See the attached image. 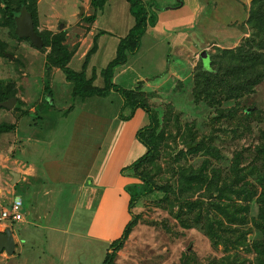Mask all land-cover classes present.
Masks as SVG:
<instances>
[{"label": "crops", "instance_id": "0c3cea01", "mask_svg": "<svg viewBox=\"0 0 264 264\" xmlns=\"http://www.w3.org/2000/svg\"><path fill=\"white\" fill-rule=\"evenodd\" d=\"M120 1L113 0L110 6L114 11L123 8L129 17L109 21L110 30L97 37L90 30L91 36L78 42L66 64V69L74 72L84 67L86 79H92V85L98 88L104 87V70L115 58L120 40L134 25L130 4ZM143 1L155 22L147 26L126 62L114 68L112 83L136 88L147 96L153 87H162L171 77L184 78L186 68H192L195 62L185 59L190 55L184 57L181 51L194 50L199 55L218 36L210 32L211 28L238 24L236 8L247 18L248 0ZM55 4L65 6L64 0ZM143 41L146 47L141 48ZM165 41L168 44L161 45ZM46 69L48 87H38L37 96L31 90L25 99L16 97L13 105L21 107L20 117L9 131L12 143L0 152V209L8 207L13 199L20 201L24 218L17 222L20 227L16 230L11 225L20 250L40 230L47 229L45 251L57 254H48L39 264H83L81 253L91 251L95 244L100 245V251L92 264H99L106 247L121 236L130 220L127 188L139 179L127 167L146 152L137 132L149 124V115L136 108L128 117L123 111V98L115 90L104 96L74 98L73 83L66 73L59 67ZM41 105L45 106L43 110ZM30 113L40 118L27 120L25 115ZM6 227L7 222L0 223V232ZM70 253L78 256L73 258ZM8 258L5 252L0 253V264Z\"/></svg>", "mask_w": 264, "mask_h": 264}, {"label": "rangeland", "instance_id": "374dc122", "mask_svg": "<svg viewBox=\"0 0 264 264\" xmlns=\"http://www.w3.org/2000/svg\"><path fill=\"white\" fill-rule=\"evenodd\" d=\"M106 2L102 10L94 9L90 0H64V7L55 4L57 0H36L37 30L54 33L64 30V43L72 52L83 37L91 36L90 30L97 37L110 30L107 23L116 17L124 18L127 15L121 6L122 9L113 10V6H110L113 0H105ZM250 2L251 0L247 1V10ZM158 6L162 8L159 4ZM93 13L94 18L90 19ZM243 14V11L236 8L237 25L210 29L211 33L218 36L205 49L209 59L210 56H217L219 48L233 49L252 37V30L244 24ZM175 15L180 18L183 16L180 12H175ZM0 44V88L3 91H12L15 93L14 97L19 99L21 96L25 99L31 90L37 96L38 87H48L44 56L49 48L42 51L28 40L13 38L11 28L1 18ZM166 44L168 42L165 41L161 45ZM142 47H146L145 41L142 42ZM200 47L201 45L198 46L199 50ZM193 51H181L184 57L186 54L190 55L185 59L191 61L193 58L195 62L192 68H186L187 75L184 78L171 77L162 87H153L148 92L149 96L144 95L147 106L157 119L158 140L155 155L141 170L158 186V190L141 197L132 208L136 221L130 233L120 248L113 250L108 245L101 262L109 255V264H264V255L259 256L250 245L256 240L261 242L263 238L261 230L251 224L260 219L263 207L261 200H264V75L258 83L237 96H229L224 88L219 93L198 96L194 75L202 69V63L199 55H195ZM9 53L12 58L8 56ZM20 108H0V124L13 125L14 120L20 117ZM44 108L45 106L41 110ZM246 108L250 112H246ZM25 116L27 120L40 118H35L31 113ZM41 121L46 122L48 119ZM66 129L63 127L64 131ZM11 139L9 132H0V152L6 151L8 144L12 143ZM179 151L181 156L176 159ZM200 167L206 176L213 174L220 179L208 185L202 182L205 189L195 188L196 185L194 188L184 187L182 194H178L181 195L178 196L181 198L180 202L175 195L179 186V173L183 170L187 173L191 168ZM238 170L242 175L238 188L247 183L246 198L244 193L239 192L237 195L224 189L226 187L223 180L228 181L229 186ZM139 184L140 180L136 185ZM234 186L237 187V184ZM251 191L255 193L250 195ZM19 194L22 195L23 192L19 190ZM220 200V206L226 205L231 210L247 208L246 212L242 211V215L247 218V227L252 229L247 237L250 241L247 251L246 246L226 248L221 242L214 246L204 231L203 220L196 224L194 217L197 214L200 213L206 219V214L209 213L215 219L223 220L222 224L214 225V230L221 225L237 229L236 224L230 223L215 210L216 203ZM80 220L85 224L84 219ZM12 225L14 230L20 227L17 222ZM218 232H221L220 228ZM45 234L47 229L40 230L35 238L23 246V250L16 245L14 253L5 259V264H39L48 254L55 256L57 252L45 251ZM19 242L22 244L23 240ZM39 249L43 251L39 253ZM98 250L100 251V245L95 244L91 251L81 253L83 264L96 262ZM70 255L75 258L78 253Z\"/></svg>", "mask_w": 264, "mask_h": 264}, {"label": "trees", "instance_id": "16d2710c", "mask_svg": "<svg viewBox=\"0 0 264 264\" xmlns=\"http://www.w3.org/2000/svg\"><path fill=\"white\" fill-rule=\"evenodd\" d=\"M130 4V14L134 18V25L129 30L125 38L121 39L116 51L115 58L109 62L104 70V87L98 88L92 85V79H86L84 74V67L78 71L74 72L66 69V64L69 61L72 52L69 50L68 46L64 43L65 40V31L62 30L58 33H54L48 30L38 31L36 27V0H0V11H1V20L9 26L12 30V37L17 40H28L27 38H19L14 33V16H16L21 10L22 6H25L26 9L31 13L34 22L35 31L43 39V47L40 49L46 51V48L49 50L46 52L45 66L46 67H59L66 73V78L71 80L73 83L72 87V96L74 98L79 97L85 99L92 95L104 96L110 90H115L123 98V111L127 112L129 117L136 108L144 109L149 115V124L141 128L137 132V139L146 147V152L136 159L132 164H130L127 169L131 174L137 177L141 184L132 185L127 188L129 192L130 199L128 204L129 214H131V219L125 225L121 236L111 242L109 246L111 249L115 250L122 246L124 240L127 238L128 234L131 231L134 221H136V215L132 213V208L136 206V203L140 200L141 197L151 194L158 190V186L150 180L141 170V167L156 153V143L158 140V135L156 133L157 129V119L152 113L149 106L146 104L145 96L136 91L138 89H125L118 87L112 83L113 70L115 67L122 65L127 60V54L133 52L139 45V40L141 35L144 33L148 25L153 24L155 21L153 14L149 10V5L143 0H126ZM105 0H90V5L94 9H101ZM2 5V6H1ZM94 18V13L90 16V19ZM245 25L252 30V37L245 40L243 44L238 45L233 49H218L217 56H214L209 59L208 65L205 67L202 63V69L198 72L196 71L194 79L196 78L198 96H202L209 93L215 94L218 91H222L221 88H224L225 92L229 96L235 94V96L241 94L242 92L247 91L249 87L254 86L259 82L260 78L264 75V0H251L250 6L247 10V18L244 21ZM29 41V40H28ZM2 44H0V47ZM2 50V49H1ZM201 59V58H200ZM223 90V91H224ZM219 93V92H218ZM239 93V94H238ZM15 93L12 91H3L0 88V101L12 97ZM19 101V100H18ZM17 101V102H18ZM20 103V102H19ZM3 108V107H0ZM14 108H18L15 107ZM5 109V108H4ZM246 112H250L245 110ZM14 129V125L5 126L0 124V132H9ZM181 156V151L176 154V159ZM204 172V171H203ZM182 173V174H181ZM179 173L177 180L179 183L176 199L181 202V198L178 194H182L185 188H202V182L204 185L216 183L219 177L208 175L202 173V167L198 169L191 168V170L185 173L183 170ZM234 173V172H233ZM241 174V173H240ZM238 172L234 173V178L232 183L228 186L226 180H223L224 186L228 189V192H233L234 194L239 195L238 193L248 194L247 192V183L238 188V181L241 176ZM229 180V179H228ZM237 184V187L234 186ZM205 189V187H203ZM239 189V191H238ZM226 192V191H225ZM254 191L250 192V195L254 194ZM264 193V192H263ZM222 194H224L222 192ZM228 200H231L229 196H226ZM247 196L245 195V198ZM249 197V196H248ZM262 201V212L260 214V219L258 221H253L251 224L254 228L261 230L263 238L261 242L254 241L250 245L254 250L259 253V256L263 257L264 255V200ZM221 200L216 203V211L221 216L230 222L236 224L235 228L231 229L229 226L219 227L221 232H218V229L214 230L213 227L216 223L222 224V221L215 219L214 215L206 214V219L200 216V213L197 214L194 219L196 224L203 220V228L205 233L214 246L219 242L224 244V246L230 248H238L239 246L249 245L247 237L252 232V229L247 227V218L246 215H242V211L246 212L247 208H237V210H231L228 206H220ZM212 204H214L212 202ZM191 209V208H190ZM189 209V210H190ZM192 210V209H191ZM240 227H247L241 228ZM109 255H106L103 261L100 264H109Z\"/></svg>", "mask_w": 264, "mask_h": 264}, {"label": "water", "instance_id": "95a60500", "mask_svg": "<svg viewBox=\"0 0 264 264\" xmlns=\"http://www.w3.org/2000/svg\"><path fill=\"white\" fill-rule=\"evenodd\" d=\"M14 33L19 38H27L30 43L37 49L43 47V39L34 29V22L31 13L25 6L21 7L19 13L14 16ZM12 58V54H8ZM203 65L206 67L209 63V55L203 49L199 54ZM16 102V97L12 96L8 99L0 101V107L10 109ZM248 111L250 109H247ZM12 176L16 177L17 174L12 172ZM17 241L10 227H6L4 231L0 232V253L5 252L7 255H12L15 251Z\"/></svg>", "mask_w": 264, "mask_h": 264}, {"label": "built area", "instance_id": "2783aa9c", "mask_svg": "<svg viewBox=\"0 0 264 264\" xmlns=\"http://www.w3.org/2000/svg\"><path fill=\"white\" fill-rule=\"evenodd\" d=\"M23 218L24 214L18 199H13L8 207L0 209V223L7 222L11 226L13 222H20Z\"/></svg>", "mask_w": 264, "mask_h": 264}, {"label": "clouds", "instance_id": "9594fccd", "mask_svg": "<svg viewBox=\"0 0 264 264\" xmlns=\"http://www.w3.org/2000/svg\"><path fill=\"white\" fill-rule=\"evenodd\" d=\"M10 228H12L11 226H9ZM4 252V251H3ZM2 253V252H1Z\"/></svg>", "mask_w": 264, "mask_h": 264}]
</instances>
